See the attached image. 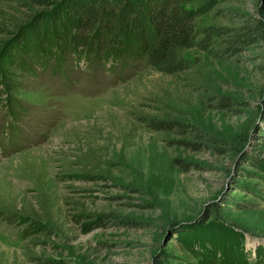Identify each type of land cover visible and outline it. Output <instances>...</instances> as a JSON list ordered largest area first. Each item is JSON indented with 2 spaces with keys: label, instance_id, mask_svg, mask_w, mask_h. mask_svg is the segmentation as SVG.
<instances>
[{
  "label": "rangeland",
  "instance_id": "obj_1",
  "mask_svg": "<svg viewBox=\"0 0 264 264\" xmlns=\"http://www.w3.org/2000/svg\"><path fill=\"white\" fill-rule=\"evenodd\" d=\"M22 5L0 0V264L264 259L262 33L224 56L181 51L175 76L73 54L58 69L16 47ZM238 15L264 23V0L197 22L238 30Z\"/></svg>",
  "mask_w": 264,
  "mask_h": 264
},
{
  "label": "trees",
  "instance_id": "obj_2",
  "mask_svg": "<svg viewBox=\"0 0 264 264\" xmlns=\"http://www.w3.org/2000/svg\"><path fill=\"white\" fill-rule=\"evenodd\" d=\"M1 1L23 2L21 7L33 10L27 18L29 24L18 26L21 41L16 47L36 59L46 60L48 54H53L58 69L66 61L67 54H73L86 59L87 64L110 63V70L145 64L161 74L175 76L190 68L181 51L197 49L212 56L214 52L215 56H224L235 45L252 40L254 34L264 36L263 21L243 15H238L241 24L238 30L200 26L197 21L222 0ZM48 41L52 42L50 50L44 48ZM218 43L225 48L214 50ZM0 70H4L2 64ZM142 121L148 122L146 118ZM176 124L183 128L181 123ZM174 126V123L164 122L159 127L169 130ZM261 165L259 158L253 162V167L264 171ZM226 260V264H247L245 259L233 263V256L229 255ZM32 261L51 264L34 258ZM255 262L264 264V259Z\"/></svg>",
  "mask_w": 264,
  "mask_h": 264
}]
</instances>
